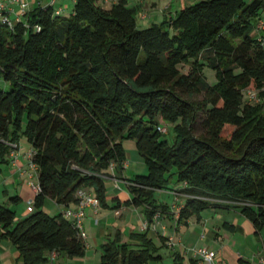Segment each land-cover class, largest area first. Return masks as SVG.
Instances as JSON below:
<instances>
[{"label": "trees", "instance_id": "obj_1", "mask_svg": "<svg viewBox=\"0 0 264 264\" xmlns=\"http://www.w3.org/2000/svg\"><path fill=\"white\" fill-rule=\"evenodd\" d=\"M74 3L69 14L36 4L12 26L0 21V169L25 136L40 188L25 218L0 204V244L12 243L20 264L82 258L86 239L64 214L80 203L81 190L108 208L106 180H125L132 198L123 205L142 207L149 228L169 213L154 191L168 184L165 175L174 168L175 192L185 199L178 224L226 208L239 211L259 234L264 42L255 28L264 0H194L146 28L137 22L139 14L147 17L142 6L128 0ZM206 67L216 83L208 82ZM158 127L172 128L173 140ZM125 139L136 142L148 165L147 174L132 180L124 178ZM46 199L64 210L48 214ZM115 202L113 210L120 209ZM148 228L126 240L116 231L101 245L99 264L159 260L163 245Z\"/></svg>", "mask_w": 264, "mask_h": 264}, {"label": "crops", "instance_id": "obj_2", "mask_svg": "<svg viewBox=\"0 0 264 264\" xmlns=\"http://www.w3.org/2000/svg\"><path fill=\"white\" fill-rule=\"evenodd\" d=\"M29 1L35 5L40 0ZM174 1L140 0L138 5L142 6V12L148 14V19L151 22L159 23L164 17L172 16L177 12L174 13L172 10L176 4ZM105 4L107 3H102L103 8H105ZM15 7L19 11V7ZM260 35L264 36V32H261ZM19 148L20 146L17 149L15 147L16 160L10 159L8 164L3 165L0 169V204L8 205L15 212L17 219H22L34 210L31 203L34 202L38 193L32 188L31 183L38 184V181L37 173L30 167L31 147L28 153L22 155L17 153ZM125 168L130 169L127 162ZM128 174L129 171L124 172L126 180H128ZM112 180L113 183L109 187L106 183L109 207H90L83 220L84 237L86 242L90 239L92 244L87 245L84 257L68 258L73 262H70L71 264H89L93 258L92 253L97 258L101 253V245L106 243L116 231L122 233L124 240L131 232H142L141 225L146 222L143 208L124 206L123 203L132 198L127 189L128 185L127 187L122 185V180ZM126 183L128 184V182ZM15 196H18L20 201L10 203L9 199ZM180 196L175 192V198L170 207L171 211L161 218L156 217L147 230L149 236L159 246L163 245L160 251L161 258L149 264H206L199 255H196L200 249L215 252V260L224 262V264H262L264 229L257 234L253 224L239 211L226 208H210L201 212L199 216L190 218L187 224H178L179 210L185 204V199ZM116 197L119 198L122 207L113 210L117 204ZM48 200L51 199H46L44 203V211L47 213ZM52 204L55 214L64 210L54 201ZM177 206L179 207L177 208ZM77 207L78 205H75L70 208L77 209ZM220 209L222 211H219ZM229 225L234 228L228 227ZM17 259L16 247L10 242H2L0 244V264H20Z\"/></svg>", "mask_w": 264, "mask_h": 264}, {"label": "rangeland", "instance_id": "obj_3", "mask_svg": "<svg viewBox=\"0 0 264 264\" xmlns=\"http://www.w3.org/2000/svg\"><path fill=\"white\" fill-rule=\"evenodd\" d=\"M36 1H38V0H36ZM40 1L43 4H47L51 0H40ZM139 1L140 0H129L128 5L131 7L136 6V5H138ZM175 1H174L176 3V4H174L175 7L172 8L174 13L176 11H179L183 7L190 6L194 3V0H175ZM74 4H75L74 0H56V8H59V7L64 8L65 14H69L72 11ZM111 6H112V2L105 4V8H109ZM145 14H147V13L145 12ZM146 18L141 19L140 14L137 16V22H138V26L140 28H146L149 25H151L152 23H158V22H151V20L148 19V14H147ZM159 22H161V21H159ZM255 34H256L255 36L258 38V40L264 42V36H261V35L257 36V33H255ZM184 71H186V69ZM205 75H206L208 82L210 84H214L217 82L215 72L212 69L206 67L205 68ZM159 123L165 124V122H163L162 120H159ZM168 130H169V133L166 135V138L171 141V140H173L174 133L172 131V128H168ZM19 146H20V148H19V150H17V153H19L20 155H22L24 153H28V151L30 150V144L27 141L25 136H23L21 138V140L19 142ZM123 146H124L125 152L127 153L126 154L127 163L129 164V168H130V169L125 168L126 172L129 171V174L127 175V179L132 180L136 175L147 174L148 165L146 163H144L142 156H141V154L137 148L136 142L132 139H125ZM165 178L168 179V181H169L168 184L163 186L162 189L155 190L154 191V198L159 205H165V206L169 207V211H171L170 207L172 206L174 198H175V189L180 187V184L177 182L176 169L174 168L170 172H167L165 175ZM106 183L109 187V185L113 183V180L107 179ZM121 184L127 187L126 181L122 180ZM127 189L129 191L128 187H127ZM52 206H53L52 200H48L47 205H46L48 213L50 215H56L55 212L52 210ZM178 207L179 206H177V208ZM219 211H222V210L220 209ZM224 212H226V211H224ZM145 224L146 223L144 222L141 225V228L145 227ZM90 244H92V241L89 239L87 241V245H90ZM92 255H93V258L89 261V264H99L102 252L98 255L97 258H96V256H94V253H92ZM94 258H95V260H94ZM69 260L70 259H68V257H65V256L61 257L60 256L57 259H55L52 264H71L70 262H72V261L71 260L69 261Z\"/></svg>", "mask_w": 264, "mask_h": 264}, {"label": "built area", "instance_id": "obj_4", "mask_svg": "<svg viewBox=\"0 0 264 264\" xmlns=\"http://www.w3.org/2000/svg\"><path fill=\"white\" fill-rule=\"evenodd\" d=\"M110 1V0H105ZM36 4H43L41 1L36 2ZM35 4V5H36ZM50 7L55 9L56 15H61L64 13V8L59 7L56 8V0L49 1ZM34 3L30 2L29 0H0V21L4 24H8L9 26L13 25V22L20 21L25 18V15L35 6ZM19 7V11L16 10V7ZM145 15L142 16L144 18ZM39 29V28H38ZM256 33L264 32V17H262L257 23L255 28ZM250 96L253 100H258L256 94L250 92ZM158 131L164 135L168 133L167 129L164 127H158ZM14 148L16 146H13ZM31 157V152L29 154ZM10 159L16 160L15 151L10 154ZM30 167L37 173L36 166L30 160ZM32 188L39 193L40 188L38 184L31 183ZM78 197L80 198V203L78 204L77 209L67 208L64 212L65 216L71 220H73L79 229L80 233L84 237L83 231V220L86 216V212L90 207L98 208L100 206L99 200L96 196L87 190H81L78 193ZM33 204V202L31 203ZM146 223V222H145ZM148 228L147 223L145 227L142 228V231H145ZM85 238V237H84ZM196 255H199L206 264H224V262H217L215 260L216 253L211 252L207 249H200L197 251ZM55 258V256H53ZM261 262L264 264V249L261 256Z\"/></svg>", "mask_w": 264, "mask_h": 264}]
</instances>
